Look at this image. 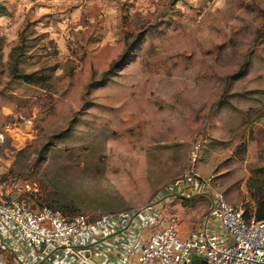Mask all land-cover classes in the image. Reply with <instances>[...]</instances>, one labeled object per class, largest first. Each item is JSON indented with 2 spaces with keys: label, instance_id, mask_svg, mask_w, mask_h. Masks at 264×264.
<instances>
[{
  "label": "rangeland",
  "instance_id": "obj_1",
  "mask_svg": "<svg viewBox=\"0 0 264 264\" xmlns=\"http://www.w3.org/2000/svg\"><path fill=\"white\" fill-rule=\"evenodd\" d=\"M0 5L6 190L67 215L134 211L184 171L199 139L196 171L254 217L250 194L264 192V0ZM15 45L31 82L10 71Z\"/></svg>",
  "mask_w": 264,
  "mask_h": 264
},
{
  "label": "built area",
  "instance_id": "obj_2",
  "mask_svg": "<svg viewBox=\"0 0 264 264\" xmlns=\"http://www.w3.org/2000/svg\"><path fill=\"white\" fill-rule=\"evenodd\" d=\"M200 147L195 139L184 171L134 211L66 215L28 204L0 180V264H38L55 253H62L66 262L85 263L99 259V249L109 256V264H186L189 255L209 264H264V218H246L242 207L209 188L211 176L195 169ZM199 188L208 190L207 214L218 229L182 238L181 216L167 206Z\"/></svg>",
  "mask_w": 264,
  "mask_h": 264
},
{
  "label": "crops",
  "instance_id": "obj_3",
  "mask_svg": "<svg viewBox=\"0 0 264 264\" xmlns=\"http://www.w3.org/2000/svg\"><path fill=\"white\" fill-rule=\"evenodd\" d=\"M178 199V203H174L172 206L169 205V212H173L181 216V223L179 225V235L183 238L191 233H200L203 229L217 230V223L208 214L209 208V194L208 190H202L199 188L195 190L192 194L185 197L173 198L169 203ZM190 204V205H189ZM99 259L89 258L85 263H81L72 259L66 262V258L62 253H55L48 260L41 261L38 264H109V256L99 249ZM187 263L194 264L190 261Z\"/></svg>",
  "mask_w": 264,
  "mask_h": 264
},
{
  "label": "trees",
  "instance_id": "obj_4",
  "mask_svg": "<svg viewBox=\"0 0 264 264\" xmlns=\"http://www.w3.org/2000/svg\"><path fill=\"white\" fill-rule=\"evenodd\" d=\"M1 9L3 11L4 8L0 5V10ZM20 45H15L10 49V53H9V58L11 60L10 71L13 75L20 78L22 81L31 82V80L33 79V76H34V72L22 73V72H19L18 68H17V66H18L17 57L15 55L17 54L18 50L20 49ZM125 45H126V48H128L130 46V44L128 42H125ZM14 52H15V54H13ZM19 54L20 55L22 54L21 51H19ZM260 189H262V188H256L254 190V192L250 194L251 195L250 197L255 201V204H256V206L254 207V212H253L254 213V219H263L264 218V192L260 191ZM54 210H56V209H54ZM58 211H60L62 214H66L64 211H61V210H58ZM244 216L247 218V216L245 215V212H244Z\"/></svg>",
  "mask_w": 264,
  "mask_h": 264
},
{
  "label": "water",
  "instance_id": "obj_5",
  "mask_svg": "<svg viewBox=\"0 0 264 264\" xmlns=\"http://www.w3.org/2000/svg\"><path fill=\"white\" fill-rule=\"evenodd\" d=\"M188 261L194 263V264H209L204 258L202 257H197L195 255H189L188 256ZM190 264V263H186Z\"/></svg>",
  "mask_w": 264,
  "mask_h": 264
}]
</instances>
